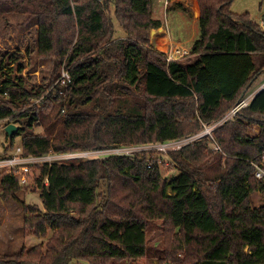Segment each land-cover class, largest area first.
I'll use <instances>...</instances> for the list:
<instances>
[{"label": "trees", "instance_id": "1", "mask_svg": "<svg viewBox=\"0 0 264 264\" xmlns=\"http://www.w3.org/2000/svg\"><path fill=\"white\" fill-rule=\"evenodd\" d=\"M232 1L198 0L190 46L197 58L187 64L151 45L152 31L163 25L152 0L0 3V10L37 20L36 54L54 58L59 69L50 85L35 89L4 77L0 67V121L18 126L9 138L21 136L24 155H47L156 144L219 120L264 79V62L253 60L264 53V29L247 12L231 11ZM19 59L9 61L21 70ZM62 70L69 81L61 82ZM163 154L175 175L163 174ZM263 154L264 87L213 138L177 150L36 162L24 183L2 171V197L20 204L35 235H51L0 253V264L138 259L152 222L163 226L161 250L178 253L173 264H264V203L251 200L252 192L264 193L252 164ZM32 170L43 208L17 196Z\"/></svg>", "mask_w": 264, "mask_h": 264}, {"label": "rangeland", "instance_id": "2", "mask_svg": "<svg viewBox=\"0 0 264 264\" xmlns=\"http://www.w3.org/2000/svg\"><path fill=\"white\" fill-rule=\"evenodd\" d=\"M5 1L6 0H0V3ZM190 2L192 3L191 0H184L183 3H178L179 5L175 6L170 0H152V14L161 20L164 26L166 21H168V25L170 24V26H172L173 20L179 21L180 24H182V20H184L185 23L189 21L192 27H194L189 29L187 33L189 36H191V34L194 36L197 26L195 23H192V19H197L200 14V9L198 10V0V5L195 4V6L194 4L192 6ZM229 8L237 14L247 12L264 29V0H233ZM184 26L186 27V25H183V27ZM36 30L37 20L34 17L30 18L27 14L22 12H7L0 10V67H2L3 76L10 78L20 77L28 88L33 87L35 89L45 88L50 85L51 80L55 78L59 71L56 67L54 58H41V56L36 54ZM160 32L162 33L163 30ZM117 35L121 36L122 34L117 31ZM180 39L184 40L182 37ZM185 39L187 38L185 37ZM151 45L157 51L163 53L171 49V46L166 48L154 46L152 43ZM182 45L189 49L191 46L190 42L185 44L182 43ZM191 55L190 53L189 56ZM15 56H19L20 58L19 64L21 65V70H19L15 63L9 61ZM189 56L187 58H189ZM184 58H186V56ZM255 58L258 63L260 61L264 62V53L255 54ZM263 80L264 79L256 86ZM262 85H264V83L261 84L259 88H262ZM249 94H247L246 97H248ZM228 113L229 111L219 120L227 119L226 116ZM5 126L6 121H0V158L13 154L15 148L21 146V136H16L11 140L5 131ZM35 131L39 132L41 129L35 128ZM143 147H149V145H143L137 148L140 149ZM162 158L163 162L161 164V169L163 174L167 177L175 175L177 172L172 160L165 154H163ZM47 159L49 158L47 157ZM1 173L2 171L0 170V177ZM37 175V170H32L27 182L28 185L24 186V188L17 193V196L26 204H35L43 208L39 196V189L36 188L34 180ZM1 194L2 187L0 185V253H12L22 247L30 248L38 243H45L51 235V231L48 230L46 236L35 235L32 229L24 225L23 219L25 212L20 204L12 198L4 199ZM251 200L255 205L263 204L264 193L260 191L252 192ZM163 242V226L160 222H152L147 232L146 254L134 260H113L111 264H173L171 260L177 257L178 253L166 255L164 251L161 250ZM74 264L82 263L75 262Z\"/></svg>", "mask_w": 264, "mask_h": 264}, {"label": "built area", "instance_id": "3", "mask_svg": "<svg viewBox=\"0 0 264 264\" xmlns=\"http://www.w3.org/2000/svg\"><path fill=\"white\" fill-rule=\"evenodd\" d=\"M165 57L167 60H178L190 54V49L183 47L180 44H173L171 49L165 51ZM61 82H67L70 80L68 73L65 70H62L60 73ZM264 85H262L263 87ZM260 89V88H259ZM255 92L249 94L248 97L242 99L239 103H237L227 114V119L235 114L237 110L246 105L250 99L254 96ZM226 120V119H225ZM225 120H217L215 122L203 123V127L198 132L187 135L178 139H173L165 142H159L156 144H151L149 147L144 148H156L159 151L166 152L168 150H177L182 146L191 143L197 139L210 137L213 138L214 129L221 124ZM138 146L132 147H113L106 149H98V150H87V151H74V152H65V153H49L47 155H24L22 152L21 146H17L13 154L8 155L6 157L0 158V170L6 173L11 174H20L21 182L24 183L26 181V174L30 170V166L34 165L36 162L46 161L51 162L53 160H72V159H80V158H92V157H103L108 154H123L130 155L134 150H137ZM47 157L49 159H47ZM255 166V176L257 178H264V154L259 163H252Z\"/></svg>", "mask_w": 264, "mask_h": 264}, {"label": "crops", "instance_id": "4", "mask_svg": "<svg viewBox=\"0 0 264 264\" xmlns=\"http://www.w3.org/2000/svg\"><path fill=\"white\" fill-rule=\"evenodd\" d=\"M170 1H171V3H174L176 6V5H178V3H183L184 0H170ZM191 1H192V3L191 2L190 3L192 4V6H193V4H194V6H195V4L198 5L197 0H191ZM198 10H199V5H198ZM154 17L156 18V16H154ZM198 17H199V15H198ZM195 20H197V19L196 18L192 19V23H195ZM182 24L186 25V27L185 26L183 27ZM182 24H180L179 21L173 20L172 26H170V24L168 25V21H166L165 26L161 25V27H159L157 29V31H155V30L152 31L150 42L154 46H161V47H166V48L169 46H172L173 44L182 45V43L185 44L187 42H190V44H191L192 40L197 36V31H196L194 36H193V34H191V36H189L187 32H189V29L193 28L194 26L192 27V25L189 21H188V23H185L184 20H182ZM118 30H119V33L122 34L121 36H123L122 31L119 28H118ZM161 30H163L162 33L160 32ZM181 37L184 38V40L180 39ZM185 37L187 39H185ZM181 40H183V41H181ZM188 56H186V58ZM186 58H184V57H183V59L181 58L182 62L185 64L193 62L197 58V56L192 54L191 56H189V58H187V59ZM253 60H254V63L257 67H259V65L262 63L260 61L261 63L259 62L260 63L259 64L256 61L255 55H253ZM263 83H264V80L258 86H256L250 93H252V92L256 93L257 91H259L260 89H258V88ZM252 127L253 128L251 130V134L257 135L258 131H259L258 125L253 124Z\"/></svg>", "mask_w": 264, "mask_h": 264}, {"label": "water", "instance_id": "5", "mask_svg": "<svg viewBox=\"0 0 264 264\" xmlns=\"http://www.w3.org/2000/svg\"><path fill=\"white\" fill-rule=\"evenodd\" d=\"M262 87V86H261ZM264 87V86H263ZM262 87V88H263ZM261 89V88H260ZM18 128L17 125H15L14 123H9L5 126V131L8 135V137H11L12 134L16 131V129Z\"/></svg>", "mask_w": 264, "mask_h": 264}]
</instances>
